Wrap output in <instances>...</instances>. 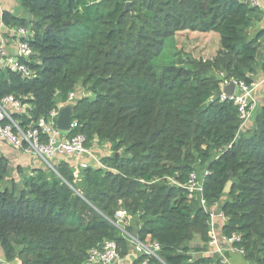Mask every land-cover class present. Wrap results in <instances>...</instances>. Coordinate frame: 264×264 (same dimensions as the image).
<instances>
[{"label":"trees","instance_id":"16d2710c","mask_svg":"<svg viewBox=\"0 0 264 264\" xmlns=\"http://www.w3.org/2000/svg\"><path fill=\"white\" fill-rule=\"evenodd\" d=\"M17 2L32 19L13 11L0 19L9 30L32 31L33 55L22 62L33 76L0 68V103L21 101L25 111L11 116L27 130L75 93L77 126L67 136L83 134L89 145L98 138L113 154L78 175L74 161L57 159L56 171L34 169L21 186L14 178L5 185L10 165L0 156L1 257L86 264L92 248L113 240L125 259L130 234L160 246L159 259L140 254L132 264H222L205 255L209 214L185 188L199 167L203 197L226 217L220 235H240L233 247L264 264V105L242 128L235 102L216 96L230 80L256 82L264 29L251 30L261 9L247 0ZM180 31L218 34L219 55L166 64V43ZM120 210L125 231L116 225Z\"/></svg>","mask_w":264,"mask_h":264},{"label":"built area","instance_id":"2783aa9c","mask_svg":"<svg viewBox=\"0 0 264 264\" xmlns=\"http://www.w3.org/2000/svg\"><path fill=\"white\" fill-rule=\"evenodd\" d=\"M253 6L262 8V0H247ZM17 37V54L10 53L3 42L0 43V68L9 69L16 73H21L22 76L32 77L33 73L30 71L26 63L22 60H30L33 55V50L27 41L32 34V31L26 27L14 28L11 30ZM233 81L236 85L234 96L228 98L225 94L221 95V100L231 99L238 106L240 119L242 121V128H246L253 120L255 103L253 93L258 83L251 85L242 80H230L224 84H229ZM77 95L71 93L66 103H60L57 108L49 113L47 118L39 121L38 126L23 130L20 124L11 116V109L17 111H25L26 106L17 100L14 96H7L0 103V139L8 141L17 149H24L27 146L28 152H34L45 164L51 169L55 170L53 161L57 159H70L75 164V174H80L83 169L89 167H104L102 158L95 152L101 145L98 138L91 141L83 134H76L72 137L67 136V132L60 130L57 126V120L60 111L65 106H71L76 101ZM77 126L76 122L71 123V129ZM106 148L108 143L102 144ZM206 175V173H205ZM205 175L199 177L197 173H192L189 181L185 185L188 191L189 198L199 196L200 205L209 214V237L207 244L208 251L206 253L224 259L225 247H229L230 251H236L244 254V251L233 247L235 242L241 240V236L233 234L231 237L220 235L221 225L226 222V217L220 209V203L217 201L211 205L207 203L203 197V186ZM128 214L124 210L116 213V225L122 228ZM135 244V251L128 257L137 258L140 254L147 256H154L159 259L157 252L160 246L157 242L143 243L135 236L130 235ZM135 253V254H134ZM135 255V256H134ZM1 257V255H0ZM124 259L120 257L118 247L115 241L105 240L100 246L94 247L89 251V256L86 264H121ZM143 264H147L144 261Z\"/></svg>","mask_w":264,"mask_h":264},{"label":"rangeland","instance_id":"374dc122","mask_svg":"<svg viewBox=\"0 0 264 264\" xmlns=\"http://www.w3.org/2000/svg\"><path fill=\"white\" fill-rule=\"evenodd\" d=\"M260 9H262V8H260ZM13 12L16 15L26 17L28 19H32L31 15L27 12V10L22 8L19 5V3L16 5V9ZM263 26H264V12H262L261 19L259 21H257L255 23L254 27L252 28L251 36H254L258 31L264 29ZM184 32H187V31H180L175 35V37L170 38L167 41L166 46H165V51H164L166 58L163 59L164 61H166V64L178 62L181 58L186 59L188 56H190L192 59H195V60L210 61V60L215 59L219 55V51L221 49V41H220V36L218 34L212 33V34H209L208 36H205V35H203V33H190V32L184 33ZM1 35H3V34H1ZM5 36L11 40L17 39V37L14 35V33H11V32H8ZM262 45L263 46L261 49V54L258 58L259 66L257 68V74H259V76H262V73L264 72V70L262 69V64L264 62V41L262 42ZM185 66L187 67V65H185ZM217 76L220 77L223 75L220 74ZM259 78H261V77H259ZM81 93L83 95H85L83 91H81ZM262 105L263 104H259L256 107L257 112L260 110ZM26 147L27 146H25L24 149H21V152L26 153L28 151ZM95 152L101 158L113 154V150H111L110 146L108 148H106L102 144L99 146L98 149L96 148ZM31 153H34V152H31ZM43 166H45L44 168H47V167L50 168L47 164H45ZM19 168L22 170V174H21V172L20 173L18 172ZM19 168L17 169V167L16 168H12V167L10 168L9 167L10 173H9L8 177H6L5 185L9 184L11 179L14 178V179H16V182L19 184V186H21V184L23 182L22 180L25 177L30 175V173H31L30 167L25 168V167L20 166ZM54 168H55V166H54ZM54 171H56V170H54ZM205 173H206V171L203 168L198 167L197 175L199 177L204 176ZM128 221H129V224H131L133 227H136V224L138 223L136 218L129 217ZM125 224H127V223L124 222V224L121 225L122 228ZM124 228H125V226H124ZM130 241H132V239ZM132 243H133V241H132ZM134 248H135V244L132 245V251L133 252H134Z\"/></svg>","mask_w":264,"mask_h":264},{"label":"crops","instance_id":"0c3cea01","mask_svg":"<svg viewBox=\"0 0 264 264\" xmlns=\"http://www.w3.org/2000/svg\"><path fill=\"white\" fill-rule=\"evenodd\" d=\"M262 2H263L262 3L263 7H262L261 11L264 12V0H262ZM17 4H18L17 0H0V18H1L2 12H4V11H15ZM8 32H11V30L7 29L4 26L3 22L0 20V43L3 42V44L6 46L7 50L10 53L17 54L18 39L11 40V39L7 38L5 35ZM188 32L200 33V32H191V31H187L184 33H188ZM1 34H3V35H1ZM209 34H212V33H208V34L203 33V35H205V36H208ZM258 76H259V74H257L255 80H256V83H258L259 85L256 87V89L253 93V98H255L254 99V103H255L254 112H256V107L259 104L264 105V72L262 73V76H259L261 78H259ZM0 156H5L8 159L10 168L11 167L12 168L17 167V169H18L20 166L25 167V168L30 167L31 168L30 172L32 173V170H34V169H39V168L45 167V166H43L44 163L35 154L28 152V151L26 153H23V152H21L20 149H17L14 146H12L8 141L1 140V139H0ZM225 246L226 245H224V247ZM229 254H230V256L228 259L226 257H224V259L222 258L223 259L222 264H256V263L248 260L245 256V254H242L240 252L230 251ZM205 255L214 256V255L208 254V253H205ZM0 264H19V262L17 260H15L13 262H7L3 259V257H0ZM121 264H132V258H130V257L125 258Z\"/></svg>","mask_w":264,"mask_h":264},{"label":"water","instance_id":"95a60500","mask_svg":"<svg viewBox=\"0 0 264 264\" xmlns=\"http://www.w3.org/2000/svg\"><path fill=\"white\" fill-rule=\"evenodd\" d=\"M126 11H130V3H127ZM51 26L47 27V30H50ZM19 76H22L21 73H19ZM236 91V85L233 81H231L229 84H223L221 85L220 90L217 92L216 96L218 98L221 97L222 94H225L228 98L234 96V93ZM73 110L74 108L72 106H65L61 109L58 120H57V126L60 130L64 132H70L71 131V123L73 120ZM119 156V154H117ZM136 234V232H135ZM225 254L224 256L228 259L229 254V247L225 246Z\"/></svg>","mask_w":264,"mask_h":264}]
</instances>
